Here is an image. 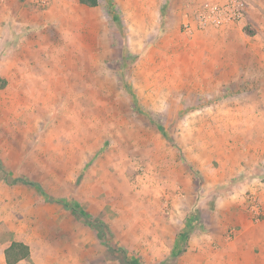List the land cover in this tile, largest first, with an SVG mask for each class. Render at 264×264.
<instances>
[{"label":"rangeland","instance_id":"obj_1","mask_svg":"<svg viewBox=\"0 0 264 264\" xmlns=\"http://www.w3.org/2000/svg\"><path fill=\"white\" fill-rule=\"evenodd\" d=\"M4 1L0 264L13 241L17 264H226L237 221L214 207L264 181V0L190 30L203 0H18L9 19Z\"/></svg>","mask_w":264,"mask_h":264},{"label":"crops","instance_id":"obj_2","mask_svg":"<svg viewBox=\"0 0 264 264\" xmlns=\"http://www.w3.org/2000/svg\"><path fill=\"white\" fill-rule=\"evenodd\" d=\"M206 1L211 3L213 0H203L204 4L206 3ZM3 3L2 4L6 6L8 9V19L11 18L12 15H15V12L11 14L10 11L11 10L16 11V7L17 8L20 7V13H23L22 12L23 7L20 6L21 4L19 3L18 0H5ZM186 12H188V9H186ZM22 21L26 22L23 19ZM217 116L219 115L216 114V117ZM209 118L211 119L212 115H210ZM243 119H244V122L249 120V118L247 117ZM244 122H241V123H244ZM250 158L251 157L247 159L246 157V160H244L245 164L241 165L240 168H237V170H233L235 168L234 166L236 165V157H233V159L229 161L228 168H226V172L231 173L232 168H233L232 170L236 173V172H240L241 170L247 169L248 167L249 168L253 167L254 164L252 165L250 164L251 162ZM235 176L236 174H229L228 177L226 176L223 178V176L214 175L209 180L210 182L209 184L211 186H214L216 184H222L224 182H227L229 179L232 180L233 178H235ZM246 193H252L257 197L258 205H259L258 212H253L251 210L249 202L247 201ZM217 203H216V206L214 207L212 216L215 218L219 215H222V216H225L227 219L229 218L228 220L230 222L235 223V221H237V223H235L234 226L238 227L235 237L230 241V244L232 245V247H227V250H226L228 253L226 264H233L232 262L233 258H231L230 255H233V253L235 254L236 252L239 253V250L241 252L246 251V250L250 251V247H252V249L255 247H259L260 252L263 254L264 253V218L255 219V217H252V215H255L258 213H262L264 215V181L256 177L248 178L247 176H244L242 180H240L239 182H236L233 185L232 191H230L224 197H219V200ZM236 207H237V210H236ZM238 211L239 213L236 215ZM251 211H252V214H251ZM231 213L233 215H231ZM235 215L237 217L236 220L232 219V217L236 218ZM209 226L210 227L208 228H211L212 225H209ZM218 227H220L221 231H223L224 222L219 223ZM257 264H264V258H262L261 261L258 262Z\"/></svg>","mask_w":264,"mask_h":264},{"label":"built area","instance_id":"obj_3","mask_svg":"<svg viewBox=\"0 0 264 264\" xmlns=\"http://www.w3.org/2000/svg\"><path fill=\"white\" fill-rule=\"evenodd\" d=\"M46 2V0H37ZM245 14V4L243 0H223L221 2L205 3L194 10L191 19L184 23L186 29L193 27L205 29L207 27H220L224 24H231L243 19ZM193 26V27H192ZM247 200L253 212L259 211L257 197L249 193Z\"/></svg>","mask_w":264,"mask_h":264},{"label":"trees","instance_id":"obj_4","mask_svg":"<svg viewBox=\"0 0 264 264\" xmlns=\"http://www.w3.org/2000/svg\"><path fill=\"white\" fill-rule=\"evenodd\" d=\"M81 5L87 7H94L98 4V0H78ZM247 34H253L254 31L250 29H244ZM6 81L0 78V88L5 85ZM14 181H19L20 183L35 184L31 180L26 178H17ZM64 206H68L67 203H63ZM99 227V226H98ZM97 227V228H98ZM29 247L27 244L20 242V241H13L11 242L5 249H4V261L6 264H17L19 261L26 259L29 256Z\"/></svg>","mask_w":264,"mask_h":264}]
</instances>
